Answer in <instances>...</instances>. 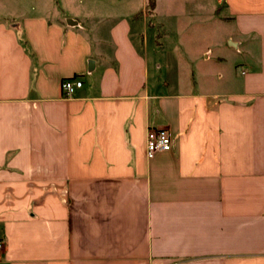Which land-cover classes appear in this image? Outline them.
I'll return each instance as SVG.
<instances>
[{
    "label": "crops",
    "instance_id": "crops-1",
    "mask_svg": "<svg viewBox=\"0 0 264 264\" xmlns=\"http://www.w3.org/2000/svg\"><path fill=\"white\" fill-rule=\"evenodd\" d=\"M54 2L0 0V264H264V0L93 26ZM209 4L229 53L166 33L150 67L149 20ZM149 128L171 149L147 160Z\"/></svg>",
    "mask_w": 264,
    "mask_h": 264
},
{
    "label": "rangeland",
    "instance_id": "rangeland-1",
    "mask_svg": "<svg viewBox=\"0 0 264 264\" xmlns=\"http://www.w3.org/2000/svg\"><path fill=\"white\" fill-rule=\"evenodd\" d=\"M49 3L55 4L57 1L59 4L70 5L73 8L74 17H84L87 16L90 26H93L95 19L94 17H108L111 21L118 17L127 15L128 13L140 14L144 10V0H47ZM169 1V0H168ZM173 0H170L172 2ZM212 6L209 4L206 8L202 9L201 19H192L195 15L194 8L190 6L183 5L176 8L175 15L176 19L166 20L165 14L159 16L160 19L164 21V26L159 27L156 21L149 20L151 25H147L145 30V36H147V49L149 52V64L150 67L154 66L156 60L162 62L164 60H169L170 57L165 53H155L157 49V42L159 35L166 34V43L170 45L174 41H178L182 47H184L190 52L191 59L194 61L202 60L200 56L202 47L212 46L213 53H215V47L223 49L226 54L229 53L225 43L224 38L229 31L227 24L222 23L220 20L216 19L211 10ZM161 11L165 7L160 8ZM166 10H164L165 12ZM219 15L223 14V11L218 10ZM206 15V16H205ZM192 17V18H191ZM174 20V22H173ZM96 32L103 34L105 32V24L96 26ZM177 43V42H176ZM167 46H165L166 49ZM164 49V50H165ZM219 50V49H218ZM175 63L179 64V57L174 58Z\"/></svg>",
    "mask_w": 264,
    "mask_h": 264
},
{
    "label": "built area",
    "instance_id": "built-area-1",
    "mask_svg": "<svg viewBox=\"0 0 264 264\" xmlns=\"http://www.w3.org/2000/svg\"><path fill=\"white\" fill-rule=\"evenodd\" d=\"M82 83L78 79H65L59 84V89L63 98H70L74 91L81 87ZM145 158L151 159L158 153L168 152L171 149V138L166 129H147L145 134ZM0 241V251L2 250Z\"/></svg>",
    "mask_w": 264,
    "mask_h": 264
},
{
    "label": "trees",
    "instance_id": "trees-1",
    "mask_svg": "<svg viewBox=\"0 0 264 264\" xmlns=\"http://www.w3.org/2000/svg\"><path fill=\"white\" fill-rule=\"evenodd\" d=\"M156 0H146L145 2V13L150 14L154 8Z\"/></svg>",
    "mask_w": 264,
    "mask_h": 264
},
{
    "label": "water",
    "instance_id": "water-1",
    "mask_svg": "<svg viewBox=\"0 0 264 264\" xmlns=\"http://www.w3.org/2000/svg\"><path fill=\"white\" fill-rule=\"evenodd\" d=\"M92 68H93V63L91 61H88L87 62V72L89 73Z\"/></svg>",
    "mask_w": 264,
    "mask_h": 264
}]
</instances>
